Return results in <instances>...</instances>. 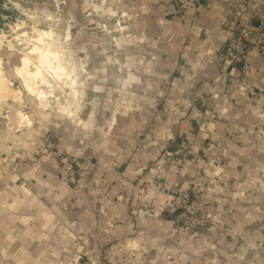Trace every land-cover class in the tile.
<instances>
[{
	"label": "clouds",
	"instance_id": "obj_1",
	"mask_svg": "<svg viewBox=\"0 0 264 264\" xmlns=\"http://www.w3.org/2000/svg\"><path fill=\"white\" fill-rule=\"evenodd\" d=\"M15 7L27 19L0 53L27 66L17 87L35 101L72 96L86 74L52 57L51 16ZM220 7L218 47L200 53L213 57L211 96L179 101L174 119L126 134L119 113L101 115L84 96L83 111L10 122L0 264H264V0ZM194 113L190 140L177 125Z\"/></svg>",
	"mask_w": 264,
	"mask_h": 264
},
{
	"label": "crops",
	"instance_id": "obj_2",
	"mask_svg": "<svg viewBox=\"0 0 264 264\" xmlns=\"http://www.w3.org/2000/svg\"><path fill=\"white\" fill-rule=\"evenodd\" d=\"M191 1L196 7L184 13L176 12V0L122 1V8L134 16L123 43L125 53L109 58L111 61L106 58L119 66L114 70L119 90L106 86L108 93L97 100L95 110L101 115L109 110L119 113L126 134L161 117L174 119L173 110L184 108L179 101L191 102L197 96L203 99L204 92L211 96L207 81L212 75L213 57L200 53L205 48L215 51L218 47L216 41L221 34L216 26L222 21L220 5L225 0ZM201 30L208 34L206 44L200 38ZM202 80L205 83L200 87L198 82ZM118 92L120 102H115ZM194 120H202V116L194 113L177 125L190 140ZM217 133L222 135L223 128L218 127ZM6 135L7 123L0 119V142Z\"/></svg>",
	"mask_w": 264,
	"mask_h": 264
},
{
	"label": "rangeland",
	"instance_id": "obj_3",
	"mask_svg": "<svg viewBox=\"0 0 264 264\" xmlns=\"http://www.w3.org/2000/svg\"><path fill=\"white\" fill-rule=\"evenodd\" d=\"M122 1L0 0V39L8 35L20 21L27 19L15 7L16 4L29 14L39 16L47 12L51 16L53 32L48 35L54 38V52L59 55V59L74 61L77 71L83 70L86 74L82 81H77L72 96H61L59 100L47 97L44 101H35L34 97L17 87L23 80L16 73L19 68L17 61L12 59L9 62L6 53H0L4 56L3 65L0 66V77L4 83V88L0 87V119L7 123V133L10 122L15 125L25 115L38 121L52 110L63 108L75 112L79 106L83 111L84 106L80 101L84 96L91 98L90 107L96 111L97 100L108 93L105 87L118 88L114 70L119 66L117 62H107L106 58L111 61L109 58H117L125 53L123 43L127 41L128 28L134 16L122 8ZM124 3L126 5V1ZM114 101L120 102L119 92Z\"/></svg>",
	"mask_w": 264,
	"mask_h": 264
},
{
	"label": "built area",
	"instance_id": "obj_4",
	"mask_svg": "<svg viewBox=\"0 0 264 264\" xmlns=\"http://www.w3.org/2000/svg\"><path fill=\"white\" fill-rule=\"evenodd\" d=\"M177 3V13H184L196 7L195 3L191 0H176ZM259 39H264V36L259 37Z\"/></svg>",
	"mask_w": 264,
	"mask_h": 264
},
{
	"label": "bare ground",
	"instance_id": "obj_5",
	"mask_svg": "<svg viewBox=\"0 0 264 264\" xmlns=\"http://www.w3.org/2000/svg\"><path fill=\"white\" fill-rule=\"evenodd\" d=\"M51 55H52V57L53 58H58V54H56L54 51L53 52H51ZM1 73V72H0ZM16 73H17V75L20 77V78H22L25 82H27L28 81V79H29V72H28V69H27V66H25V67H23V68H17L16 69ZM3 79H1V77H0V87H3ZM4 88V87H3ZM41 100H45V98H42ZM46 103V102H45ZM22 120V119H21Z\"/></svg>",
	"mask_w": 264,
	"mask_h": 264
}]
</instances>
